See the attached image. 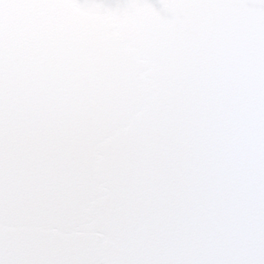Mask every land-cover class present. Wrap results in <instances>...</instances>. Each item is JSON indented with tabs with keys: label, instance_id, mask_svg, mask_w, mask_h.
<instances>
[{
	"label": "snow or ice",
	"instance_id": "1",
	"mask_svg": "<svg viewBox=\"0 0 264 264\" xmlns=\"http://www.w3.org/2000/svg\"><path fill=\"white\" fill-rule=\"evenodd\" d=\"M0 264H264V0H0Z\"/></svg>",
	"mask_w": 264,
	"mask_h": 264
}]
</instances>
